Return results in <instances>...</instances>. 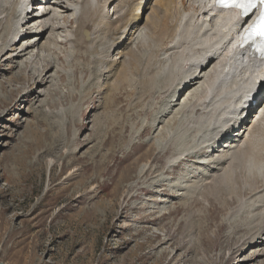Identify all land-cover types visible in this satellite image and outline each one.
I'll list each match as a JSON object with an SVG mask.
<instances>
[{"label":"rangeland","instance_id":"1","mask_svg":"<svg viewBox=\"0 0 264 264\" xmlns=\"http://www.w3.org/2000/svg\"><path fill=\"white\" fill-rule=\"evenodd\" d=\"M156 2L145 1L143 20ZM64 24V29L59 31L61 40L52 49L57 62L50 72L57 76L56 85L51 84L49 72L46 81H31L30 88L12 95L11 90L22 84V78H12L19 66L8 63L12 62L6 60L9 52L1 56L0 99L8 103L0 107V111L4 110L0 115V261L6 264H254L251 239H240L237 244L242 232L231 233L234 219L226 216L228 210L216 206L218 212L215 211L212 223L207 222L211 203H219L215 195L181 204L180 198L173 196L176 192L144 195L142 191H147V186L159 176L164 177L163 167L170 165L173 152L186 151L198 141H194L197 114L190 110L171 114L167 123L159 124L156 130L149 126L164 105L163 100L172 87L170 83L187 67L186 57L192 53L186 55V52L185 58L174 63L157 55L155 45L149 42L146 44L149 49L143 46L139 56L131 60L116 90L109 88L98 94L96 87L87 84L90 76L86 65L93 53L83 45L74 48L66 43L64 35L71 27L69 22ZM9 78L17 81L12 83ZM86 85L92 90H87L91 96L88 95L85 103L78 98L70 100L68 90L79 96ZM185 90L174 97H179L180 103L189 94L187 91L184 94ZM36 94L39 100L33 99L32 95ZM46 94L47 101L53 103L51 111L54 108L55 112L39 117L32 106H41ZM75 105H81L80 129L71 119L70 109ZM62 108L64 113L60 114ZM95 115L106 117L99 138L92 129ZM59 133H64V147L54 154L52 148ZM70 148L73 156L83 160L73 158L76 160L73 162L64 152ZM49 158L56 159L53 166H48ZM192 158L198 160L196 157L189 160ZM186 162L192 164L184 166ZM192 165L195 169L202 168L194 160L184 161L177 167V174H167L169 184L179 181V176ZM148 166L153 169L147 173L150 175L138 177L141 169ZM194 180L197 179L190 176L187 183L196 186ZM134 203L137 207L131 209ZM239 203L237 218L242 223L251 213V205L246 198ZM162 206L166 207L162 210L165 217L159 215ZM193 215L205 221V241L200 230L199 234L194 230V235H188L189 216ZM221 224L222 231L216 232ZM258 260L264 261V255Z\"/></svg>","mask_w":264,"mask_h":264},{"label":"bare ground","instance_id":"2","mask_svg":"<svg viewBox=\"0 0 264 264\" xmlns=\"http://www.w3.org/2000/svg\"><path fill=\"white\" fill-rule=\"evenodd\" d=\"M145 1L46 0L43 2L36 0L32 4L33 10L29 12L22 10L24 0H0V62L1 56L9 52L6 60L12 62L8 63H14L13 66H16V63L19 66L17 75L12 78H22V84L12 89L11 93L17 96L16 94L22 89L30 88L31 81L47 80L46 74L57 62L52 56L53 45L61 40L59 31L64 29L65 22H69L71 31L64 35V41L74 48L83 45L86 51L93 53L90 59H87L86 67L90 76L87 84L91 88L96 87L95 92L98 94H103L109 88L112 91L119 85V78L126 71L131 60L139 56L138 52L149 42L155 45L157 55H163L174 63L185 58L186 52V55L192 53L191 56L186 57L187 67L183 68L179 76L174 77L170 83L172 87L163 100L164 105L155 114L152 125L149 126L156 130L161 126L159 124L163 126L167 123V118L171 114L181 111L186 113L190 110L192 114H197L198 125L194 141L198 140L199 143L191 144L192 146L186 148V151L182 150L184 152H173V156L170 157L171 162L168 161L170 165L166 164L163 167L164 177L159 176L154 183L147 186V191H142L145 195L149 193L153 195L152 192H164L166 195L173 191L171 194L176 192L173 196L180 198L181 204H185L188 200L200 201L209 198L211 194L215 195L219 203L216 205L214 202L211 203L206 216L207 222L212 223L218 208L228 210L226 216L234 219L231 233L242 232L236 240L237 244L242 239L247 240L250 237L249 246L254 248L251 261H254V264H263L264 261L256 260L264 255V83H261L264 80V68L257 72L259 63L256 59H249L244 51L238 53L233 49L235 44L233 37L241 21L236 19L235 14H220L221 11H217L212 6V0H156L155 6L151 7V11L143 20L141 13ZM18 16L21 21L23 18L28 19L23 20L20 25H15L14 21ZM147 46L146 48L149 49ZM26 54L27 57L24 59ZM144 57L146 59V55ZM44 65L47 68H42ZM49 77L51 84L56 85V74L50 72ZM9 80L12 83L17 81L11 78ZM88 85L85 86L86 89L79 91V96L74 90H68L70 100L78 98L79 102L85 103L90 94L87 90H92ZM4 87L8 88L7 85ZM188 88L191 90L189 91ZM183 90H185L184 94L186 91L189 94L185 102L180 103L179 97L177 99L174 97L179 96V91L181 94ZM28 93L29 90L26 91L25 96H28ZM32 97L34 100H39L37 94ZM51 97L52 95L49 96L50 99ZM113 98L111 97V101H114ZM256 98H258L257 104L252 106ZM43 100L41 106H32L39 117L55 112L54 108L51 111L53 103L47 101V94ZM7 103L0 99L2 104L0 107H5ZM180 104L181 108L177 109V105ZM63 110L62 108L59 113L63 114ZM70 110L73 111L71 119L79 129L82 128V122L78 121L82 114L81 105L77 107L75 105ZM3 111H0V115L4 114ZM245 112L247 115L243 118ZM100 115H95L92 121L94 124L92 129L98 138L102 135L106 119ZM231 121L242 123L240 130L233 127L232 135L226 139L232 137L234 140L220 143L221 147L216 151V156L214 149L207 154L204 142L207 141V144L215 147L214 143L219 140V128L230 124ZM63 126L64 124L61 125ZM63 135L64 133L56 135L57 143L52 148L54 154H58L64 147ZM59 137L61 138L58 139ZM64 152L73 162L83 160L73 156L74 151L71 148ZM190 157H196L198 160L194 158L189 160ZM191 160L200 163L202 168L195 169L194 165L192 168L187 167V170L179 176V181L169 184L167 174H177V167L182 162ZM55 163V158H49L48 166H53ZM152 170L151 166L145 167L141 169L138 177L150 175L147 173ZM190 176L199 177L197 184L194 183L196 186L187 183L190 181ZM150 198L146 200L147 203H150ZM244 198L250 200L251 213L241 223L237 214L240 212L239 202ZM165 200L166 198L162 199ZM233 203L237 205L232 207ZM216 206L219 207L215 209ZM136 207L134 203L131 209ZM165 208L162 206L158 209L161 212L160 216L165 217L166 213H162ZM143 216L142 214L141 217ZM189 217L188 235H194V230L199 234L200 230L205 241L207 239L204 236L205 221L195 215ZM223 227V224L218 225L216 232H221ZM151 235L157 237L155 234Z\"/></svg>","mask_w":264,"mask_h":264},{"label":"snow or ice","instance_id":"3","mask_svg":"<svg viewBox=\"0 0 264 264\" xmlns=\"http://www.w3.org/2000/svg\"><path fill=\"white\" fill-rule=\"evenodd\" d=\"M215 4L220 8L239 9L240 17L249 19V14L258 6L260 7L259 16L248 25L245 31L244 43L251 42L264 59V0H215ZM243 23L247 24L248 21L245 19ZM261 83H264V80Z\"/></svg>","mask_w":264,"mask_h":264},{"label":"water","instance_id":"4","mask_svg":"<svg viewBox=\"0 0 264 264\" xmlns=\"http://www.w3.org/2000/svg\"><path fill=\"white\" fill-rule=\"evenodd\" d=\"M0 264H6L5 262H3V261H0Z\"/></svg>","mask_w":264,"mask_h":264}]
</instances>
